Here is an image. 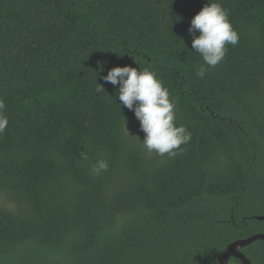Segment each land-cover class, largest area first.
I'll use <instances>...</instances> for the list:
<instances>
[{
	"label": "trees",
	"instance_id": "1",
	"mask_svg": "<svg viewBox=\"0 0 264 264\" xmlns=\"http://www.w3.org/2000/svg\"><path fill=\"white\" fill-rule=\"evenodd\" d=\"M218 2L239 42L201 78L207 0H0V264H220L264 233V0ZM116 66L168 89L180 154L144 148ZM239 250L264 264L263 239Z\"/></svg>",
	"mask_w": 264,
	"mask_h": 264
},
{
	"label": "clouds",
	"instance_id": "2",
	"mask_svg": "<svg viewBox=\"0 0 264 264\" xmlns=\"http://www.w3.org/2000/svg\"><path fill=\"white\" fill-rule=\"evenodd\" d=\"M188 32L192 35V50L199 53L204 62L196 72L201 78L205 76V66L214 68L224 60L228 51L226 45L236 46L239 42V35L229 20L228 10L218 0H207L191 19ZM102 80L115 87V94L122 106L134 113L144 133L140 141L148 152L175 157L183 151L181 145L190 142L191 133L185 126L176 125L175 102L170 100L168 89L154 72L116 66L109 69ZM97 91H104L102 85H99ZM4 109V101L0 99V135L9 123ZM125 131L128 133L126 128ZM84 158H87L86 154ZM107 169L108 163L101 159L92 166L91 172L99 175Z\"/></svg>",
	"mask_w": 264,
	"mask_h": 264
},
{
	"label": "water",
	"instance_id": "3",
	"mask_svg": "<svg viewBox=\"0 0 264 264\" xmlns=\"http://www.w3.org/2000/svg\"><path fill=\"white\" fill-rule=\"evenodd\" d=\"M257 218L258 219H264V215L258 216ZM256 239H263L264 240V233L254 234V235H251L247 238L238 239V240L233 241L232 243H230L227 246L226 250L218 256L219 263L220 264H227L228 257L231 255V256H234V257L240 259L243 264H250V261L239 250V247L248 245L249 243H251L252 241H254Z\"/></svg>",
	"mask_w": 264,
	"mask_h": 264
}]
</instances>
